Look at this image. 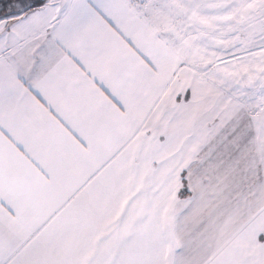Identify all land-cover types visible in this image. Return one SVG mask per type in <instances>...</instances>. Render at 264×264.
<instances>
[{"label":"snow or ice","instance_id":"snow-or-ice-1","mask_svg":"<svg viewBox=\"0 0 264 264\" xmlns=\"http://www.w3.org/2000/svg\"><path fill=\"white\" fill-rule=\"evenodd\" d=\"M0 264H264V0H0Z\"/></svg>","mask_w":264,"mask_h":264}]
</instances>
